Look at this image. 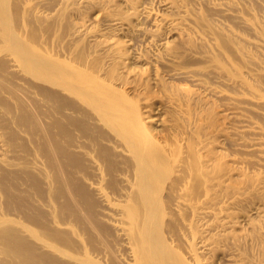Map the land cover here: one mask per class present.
I'll use <instances>...</instances> for the list:
<instances>
[{
	"label": "bare ground",
	"instance_id": "bare-ground-1",
	"mask_svg": "<svg viewBox=\"0 0 264 264\" xmlns=\"http://www.w3.org/2000/svg\"><path fill=\"white\" fill-rule=\"evenodd\" d=\"M0 264H264V0H0Z\"/></svg>",
	"mask_w": 264,
	"mask_h": 264
},
{
	"label": "rangeland",
	"instance_id": "rangeland-1",
	"mask_svg": "<svg viewBox=\"0 0 264 264\" xmlns=\"http://www.w3.org/2000/svg\"><path fill=\"white\" fill-rule=\"evenodd\" d=\"M160 8V7H159ZM161 9V8H160Z\"/></svg>",
	"mask_w": 264,
	"mask_h": 264
}]
</instances>
